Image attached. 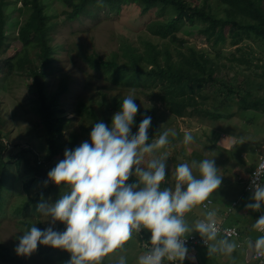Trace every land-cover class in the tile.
Returning <instances> with one entry per match:
<instances>
[{"label":"trees","instance_id":"16d2710c","mask_svg":"<svg viewBox=\"0 0 264 264\" xmlns=\"http://www.w3.org/2000/svg\"><path fill=\"white\" fill-rule=\"evenodd\" d=\"M9 1L12 0H0V80L4 77L13 78L15 75L30 79L29 85L35 89L29 98V106L34 114L32 123L34 129L39 128L43 132L45 146L44 153L40 155L30 145L18 147L15 144L11 155L7 156L5 152L12 142V128L6 127L7 120L0 107V221L9 196L13 193V186L17 184L13 183L15 173H30L28 178L22 180L27 194L22 203L15 204L14 211L17 214L26 216L28 208L36 209L37 203L49 195L57 199L64 189L51 181H44L47 171L60 159L58 155L62 158L65 148L71 149L78 145L80 134L73 127L74 120L78 118L87 122L83 126V131L87 132V140L92 123L102 120L106 125L109 124V110H118L119 101L123 98L113 96L110 101L107 98L100 100L98 105L101 112L98 114L93 102L76 97L73 101V116L67 117L63 98L69 92L68 77L62 78L54 89H50L48 80L49 74L58 68L55 54L59 48L65 47L64 44L51 43L53 30L61 13L66 19L74 20L80 19L82 15L94 16L101 9L119 13L124 4L133 2L139 5L142 15L152 10L156 12V16L147 22V29L152 35L164 40L160 46L150 40H145L140 48L124 42L122 58L117 52L109 56L83 54L87 66L96 75L111 81L112 84H107L106 88L141 87V91L146 92L153 102L159 100L166 104L167 111L176 117L198 116L201 121L209 119L211 122L232 123L231 118L236 114L240 125L245 124V117L250 114H253V118L264 115V93L261 95L256 92L264 85V0H59L62 7L60 13L53 11V8L47 9L48 0H17L12 3V10L17 12L15 16L6 12V3ZM186 23L198 25V32L212 46L224 45L228 39L232 45H236L231 55L224 56L230 63L222 60L224 54L220 50L198 47L178 36ZM179 40L181 46H176L175 43ZM244 40L251 42L248 44L251 51H247L246 56L239 45ZM12 41L19 43L18 49L13 54L2 57L5 44ZM253 59L257 61L253 63ZM245 63L248 70L254 64L250 72L246 73L241 69L238 79L229 76L228 68H239ZM255 67L261 70L258 71ZM89 83L86 81L85 85ZM0 87H3L1 83ZM134 100L138 108L132 127L136 129L143 115L151 116L147 129L151 140L163 132L154 121L158 108L152 104L142 105L137 96H134ZM232 124L227 130L247 131ZM209 131L215 129L211 128ZM166 176L164 183L170 187L173 183L171 173ZM36 183L40 184V189L30 196L32 186ZM239 201L240 197H237L225 211L222 208L221 212L226 215L224 220L233 213L234 206ZM201 206L206 210H219V207L211 205L205 207L203 203ZM192 209L184 216L194 214ZM255 211L258 213V210ZM22 222L26 230L33 224L31 218ZM244 227H237L240 233V236L235 237L237 245L248 241L243 234ZM40 228L44 227L40 225ZM63 228L64 225L60 223L58 230L62 231ZM193 233L198 235L195 231ZM140 239L143 240V237ZM208 243L210 242L193 243L188 249ZM34 254L43 257L47 263L56 259L57 264H65L70 255L65 250L39 243L28 257L32 259ZM0 260L5 264H31L1 241ZM257 261L263 264L264 258ZM182 264L208 263L185 258Z\"/></svg>","mask_w":264,"mask_h":264},{"label":"clouds","instance_id":"9594fccd","mask_svg":"<svg viewBox=\"0 0 264 264\" xmlns=\"http://www.w3.org/2000/svg\"><path fill=\"white\" fill-rule=\"evenodd\" d=\"M137 108L133 95L123 96L109 124L96 120L87 140L64 149L62 159L47 171L44 181L64 190L54 202L37 203L36 209L48 219V226L41 229L32 224L21 232L14 246L17 255H30L39 243L67 251L70 255L65 264H99L103 256L122 247L141 229L149 233L148 242L135 264H182L186 257L194 259L188 257L185 243V234L193 231L211 242L208 255L233 252L235 241L227 235L217 239L215 209L205 211L191 224L184 218L193 206L203 203L206 207L209 195L221 184L213 159L201 158L191 164L182 159L175 163L171 171L173 183L167 186L168 154L156 155L155 150L169 143L168 132L149 140L151 116L146 114L133 132ZM192 140L191 132L185 131L183 144ZM130 176L134 178L131 181ZM262 176L264 158L251 174V199L243 205L261 210L252 224L261 234L247 242L253 255L264 254V182H257ZM57 221L64 225L62 231L52 226ZM115 264H125V257L119 256Z\"/></svg>","mask_w":264,"mask_h":264},{"label":"rangeland","instance_id":"374dc122","mask_svg":"<svg viewBox=\"0 0 264 264\" xmlns=\"http://www.w3.org/2000/svg\"><path fill=\"white\" fill-rule=\"evenodd\" d=\"M12 0L6 3V12L9 15H17V12L12 10ZM47 9L53 8V11L60 13L62 7L58 3L59 0H48ZM195 1V0H194ZM197 1V0H196ZM264 4V1H263ZM156 16L154 10L140 14V7L136 3L124 4L119 13H109L104 9L98 10L96 15H82L80 19L68 20L64 14L58 15V22L53 30V39L51 43L64 44V48H59L55 54L58 59V68L52 71L48 80L50 89H54L59 85L62 78L68 77L69 80V92L63 98L64 107L67 117L73 116V101L76 97H82L83 99L93 102L94 108L97 113L100 114L101 108L98 105L100 100L107 98L109 101L113 96H125L133 95L139 97L140 103L155 105L157 110V116L154 121L157 122L160 128L168 132L169 143L162 146L160 149L155 150L156 155L167 152L166 157V169L165 175L171 173L175 167V163L180 162L182 159L185 162L191 164V161L197 162L201 158H212L215 166L218 169V174L221 175V184L218 188L209 195L207 205L212 207L215 205L216 199H221V203L226 200L228 204L237 197L244 195L243 201L247 195L252 191L246 189L251 174L254 172L255 167L258 165L262 153H264V115L252 117L253 114L245 117V124H240V121L236 114L231 118L232 123L239 126L241 129L247 131H231L227 130L231 125V122L219 121L211 122V120H199L198 116L195 117H176L167 111L166 104L157 100L153 102L146 92L141 91V87H122V88H106L107 84H112L111 81L106 80L103 76H99L92 71L83 59L85 53H97L102 56H109L113 52H117L119 57L122 58V46L124 42L131 44L134 47L140 48L144 44L145 40H150L159 46L164 41L158 37L152 35L147 29V22ZM178 36L185 38L188 43L196 44L198 47H207L209 50H220L224 55L222 60L226 63H230L224 56L231 55L230 53L235 51L236 45H232L228 39L226 44L218 46H212L206 43V40L200 32H198V25H192L186 23V25L179 32ZM254 42L253 39H250ZM181 41L176 42V46H181ZM249 40L242 41L239 45L242 47V51L247 55V51H251L248 44ZM5 52L2 57L13 54L19 47L17 41H12L9 44H5ZM238 55L240 52L237 53ZM257 60L253 59V63ZM264 61V57H263ZM254 64H251V70ZM228 68L227 73L235 79H238L242 69L243 72H250L247 64ZM260 71V68H256ZM1 76V73H0ZM243 77V76H242ZM263 78V77H261ZM261 80V79H258ZM86 81H89V85H85ZM3 87H0V107L4 111V117L6 118V127H11L10 139L11 144L8 146L5 154L11 155L12 148L15 144L18 147L32 146L35 150L40 152V155L44 153L45 139L43 132L36 128L32 121L34 120V114L29 106V98L34 92L33 86H30V79L26 76L15 75L13 78L4 77L0 80ZM105 84V85H104ZM261 89L256 91L263 95L264 85L260 86ZM100 91V92H99ZM105 92V94H104ZM117 110H109L111 116ZM249 112V111H248ZM110 123V122H109ZM87 125V122L81 121L76 118L73 122V127L80 134L78 144L84 141L87 137V132L83 131V126ZM226 125V126H225ZM225 127H227L225 129ZM214 128L215 131H209ZM217 130V131H216ZM134 132V128L132 127ZM185 131L191 132L193 140L185 145L182 142V137ZM172 132L176 135L173 136ZM61 158L60 155H58ZM181 158V159H179ZM8 159V158H7ZM59 160V159H58ZM57 160V161H58ZM56 161V162H57ZM30 176L29 172H23V174H14L13 193L9 196V201L6 206L5 213L2 215L0 221V241L8 245L14 250L15 244L18 243L17 237L20 236L26 230V226L22 220L31 218L33 224L40 228L48 226V219L41 214H36L37 209L32 210L31 207L26 211V216L17 214L14 211L15 204L22 203L26 196V190L22 184V180ZM167 177V176H166ZM248 178V179H247ZM133 177H129V181L133 180ZM264 182V178L263 181ZM40 189V184L36 183L32 186L30 196ZM55 197L49 195L45 200L47 203L54 202ZM214 200V201H213ZM246 202H241L240 205ZM214 204V205H213ZM192 211L194 214L189 213L184 216L186 222L191 224L195 219L202 218L206 209H203L201 205L193 206ZM261 214V210H258ZM235 212L237 213L236 209ZM234 212V213H235ZM256 218V215L253 216ZM235 214L226 218V223H233ZM57 221L52 226L58 230L60 226ZM261 234V233H260ZM257 232L254 233L253 239L257 237ZM149 233L141 229L139 233H133L132 236L125 242L122 247H118L113 251L103 256L99 264H115V260L123 255L125 257V264H135L136 257L145 250V244L148 242ZM143 237V240L140 238ZM235 241V238H228ZM247 241H243L242 247L234 249L232 253L241 252L245 250ZM151 246L150 244L148 245ZM206 245H198L188 249V255L195 258L199 249ZM28 259L31 264H57L56 259L49 261L48 263L43 260V257L34 254L32 259L28 256L20 255ZM203 256L202 254L200 255ZM254 259H257L254 257ZM198 262V258H196ZM208 264H215L211 261H206ZM258 261L252 260L250 264H256ZM0 264H5L0 260ZM162 264H171L168 261H163ZM220 261L218 260V263ZM231 264H242V259H239Z\"/></svg>","mask_w":264,"mask_h":264},{"label":"crops","instance_id":"0c3cea01","mask_svg":"<svg viewBox=\"0 0 264 264\" xmlns=\"http://www.w3.org/2000/svg\"><path fill=\"white\" fill-rule=\"evenodd\" d=\"M248 191H252V190H248ZM243 198H244V195L240 198V201L237 202V204L234 206L236 211H237V213L235 212V209H233V213L229 214V216H228V217H230V215L235 214V219L233 218V223H226V220H224L226 215H225L224 212L223 213L221 212L222 208L225 211L226 207L231 205V204H228L226 202V200L223 201L222 203L216 200L214 202V204H215L214 206L215 207H219V210L216 209V208H214V209L216 210V213H217L216 221H221V223L224 226L234 225V227H240V226L244 225L245 227L243 228V231H244L243 234L246 235V238L248 240H250V239H252V237H254V233L255 232H257V234L261 233V232L257 231L256 229H254L252 227V224H253L254 220L256 219V218L253 217L254 214L258 218L260 213H259V211H257L258 213H256L255 210L244 208L243 207L244 204L240 205L241 202H250L251 192L249 193V195H247V197H246V199L244 201H243ZM221 237H224V236H222L220 234H217V239H219ZM227 238H235V237H227ZM236 240L237 239L235 238L236 246L238 248H241L243 243L240 242L241 244L237 245L238 242H236ZM207 246L208 245H206V246H204V247L199 249L198 253L195 255V259L198 258V261H201V262L209 260V261H211L212 263H215V264L218 263V260L220 261V264H231L232 262H235V261H237L239 259H242V264H250L252 260H256L257 261V259H254L255 256L253 254L252 255L248 254V252H247V250H248L247 244L245 246L246 248H245L243 253L237 252L235 254L231 253L230 255H225L223 253H214L212 255H208L207 254ZM238 248H236V249H238ZM201 254L203 255L202 257L200 256ZM188 257H192V256L188 255ZM186 259H189V258L186 257ZM256 264H259V263H256Z\"/></svg>","mask_w":264,"mask_h":264},{"label":"built area","instance_id":"2783aa9c","mask_svg":"<svg viewBox=\"0 0 264 264\" xmlns=\"http://www.w3.org/2000/svg\"><path fill=\"white\" fill-rule=\"evenodd\" d=\"M262 158H264V153H262L261 159ZM261 159H260V161H261ZM263 177L264 176H262L260 178V180H258L257 182L258 183L261 182ZM246 189L247 190H252L249 183L247 184ZM217 225H218V228H219V231H218L217 234H221L223 236L227 235V237H237V236H240V233H239L237 227H234V226H224L220 221H217ZM233 232L235 233L234 235H233ZM185 243H186V245L188 247V246L192 245L193 243H195V244L206 243V240H204V238L199 237L198 235H196L194 233H188V234H185ZM254 256L258 260H260V261L263 260V258H264V254L254 255Z\"/></svg>","mask_w":264,"mask_h":264},{"label":"water","instance_id":"95a60500","mask_svg":"<svg viewBox=\"0 0 264 264\" xmlns=\"http://www.w3.org/2000/svg\"><path fill=\"white\" fill-rule=\"evenodd\" d=\"M179 159H181V158H179ZM247 252H248V254H250L248 250H247ZM251 255H252V254H251Z\"/></svg>","mask_w":264,"mask_h":264}]
</instances>
